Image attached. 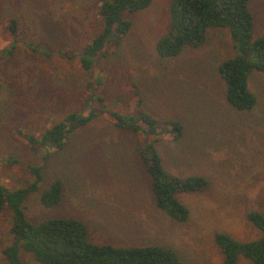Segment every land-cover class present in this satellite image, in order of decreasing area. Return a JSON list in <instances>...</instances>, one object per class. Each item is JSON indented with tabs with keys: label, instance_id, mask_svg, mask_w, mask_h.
Instances as JSON below:
<instances>
[{
	"label": "rangeland",
	"instance_id": "rangeland-1",
	"mask_svg": "<svg viewBox=\"0 0 264 264\" xmlns=\"http://www.w3.org/2000/svg\"><path fill=\"white\" fill-rule=\"evenodd\" d=\"M101 1L0 0V184L17 189L36 182L23 202L32 224L75 218L96 244L158 245L172 249L182 264H223L215 232L240 241L262 236L247 213L264 215V74L250 71L248 89L256 102L238 110L228 103L218 71L222 61L239 54L226 27L208 28L198 47L157 54L171 0H153L134 13L119 43H107L83 69V49L101 30ZM248 8L256 39L264 35V0H249ZM9 17L20 29L11 55L4 52L12 44L5 29ZM69 112L95 116L72 131L61 149L29 147V135L39 137ZM140 112L156 120V133L120 128L112 115L146 127L137 119ZM167 121L182 125L179 138L165 131ZM146 142L170 174L209 181L204 191L177 193L189 210L184 221L155 202L137 150ZM32 167H40V181ZM57 179L61 201L45 207L41 195ZM10 226L8 211L0 210V264H8L2 250L11 243ZM236 264L252 263L241 257Z\"/></svg>",
	"mask_w": 264,
	"mask_h": 264
},
{
	"label": "trees",
	"instance_id": "trees-1",
	"mask_svg": "<svg viewBox=\"0 0 264 264\" xmlns=\"http://www.w3.org/2000/svg\"><path fill=\"white\" fill-rule=\"evenodd\" d=\"M153 0H103L98 12L102 19L101 30L83 49L80 63L83 69L91 68L92 59L104 53L107 43L117 45L132 26V15L147 8ZM249 0H171L169 4V28L155 44L160 56H175L184 47H198L206 39L210 27H226L236 43L239 54L222 61L218 66L226 83L228 103L238 110H250L256 99L248 89V75L256 69L264 74V35L253 38L254 18L248 8ZM6 32L12 44L4 52L11 55L19 38V22L14 17L6 20ZM116 126L143 134L156 133V120L146 112H140L143 126L125 116L112 113ZM95 116L90 113L80 117L69 112L39 137L28 136L29 147L53 146L61 149L69 134ZM166 130L177 139L182 135V125L167 121ZM140 161L151 177V188L158 207L171 217L184 221L189 210L177 199L179 192H201L209 187V181L201 175L179 177L167 172L153 143L146 142L137 148ZM49 154H46V158ZM37 181L41 180L40 167H32ZM36 189V182L17 189L0 184V210L6 209L11 217L9 234L11 243L2 250L8 264H28L21 252L31 255L39 264H182L175 252L167 247L150 245L120 247L96 244L88 239L86 224L75 218H51L32 224L24 214L23 202ZM63 184L56 180L41 195L45 207L61 201ZM247 219L257 227L262 236L240 241L225 232H215L214 242L223 255V264H236L245 258L252 264H264V215L251 210Z\"/></svg>",
	"mask_w": 264,
	"mask_h": 264
},
{
	"label": "crops",
	"instance_id": "crops-1",
	"mask_svg": "<svg viewBox=\"0 0 264 264\" xmlns=\"http://www.w3.org/2000/svg\"><path fill=\"white\" fill-rule=\"evenodd\" d=\"M161 162H162V157H161ZM162 165H163V163H162Z\"/></svg>",
	"mask_w": 264,
	"mask_h": 264
}]
</instances>
